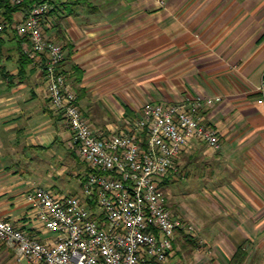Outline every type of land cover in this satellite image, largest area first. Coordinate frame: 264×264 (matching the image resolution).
<instances>
[{"label":"crops","instance_id":"1","mask_svg":"<svg viewBox=\"0 0 264 264\" xmlns=\"http://www.w3.org/2000/svg\"><path fill=\"white\" fill-rule=\"evenodd\" d=\"M52 3L46 32L64 45L61 69L96 128L124 130L148 103L223 97L205 109L222 146L193 140L166 184L170 190L184 181L201 198L195 205L169 198L197 229L178 231L168 264H229L240 245L245 264H264V0ZM26 16L17 10L13 19ZM13 25L0 31V217L47 240L53 235L27 199L34 186H47L16 165L28 148L75 145L64 115L50 105L42 66L26 63ZM0 264H19L16 248L2 241Z\"/></svg>","mask_w":264,"mask_h":264},{"label":"built area","instance_id":"2","mask_svg":"<svg viewBox=\"0 0 264 264\" xmlns=\"http://www.w3.org/2000/svg\"><path fill=\"white\" fill-rule=\"evenodd\" d=\"M25 1L11 0L14 5ZM52 8V0L36 2L13 26L24 53L42 66L50 105L64 115L90 171L81 194L42 186L28 192L32 211L52 233L50 239L41 240L0 217V241L16 248L18 262L31 264H166L178 231L192 236L197 228L171 209L164 182L178 170L193 140L215 151L222 146L221 133L205 109L223 97L148 103L126 120L124 130L96 128L84 116L79 94L61 69L64 45L46 32ZM7 25L0 18V31ZM259 102L264 104V97Z\"/></svg>","mask_w":264,"mask_h":264},{"label":"rangeland","instance_id":"3","mask_svg":"<svg viewBox=\"0 0 264 264\" xmlns=\"http://www.w3.org/2000/svg\"><path fill=\"white\" fill-rule=\"evenodd\" d=\"M71 146V145H68ZM55 148V149H54ZM49 147L47 151H36L37 149H26L23 151V156H21V160L19 164L16 165L21 171H30L34 177H38L42 179V184L47 186L50 189L55 191H62L64 194H81L82 191V177L86 175V165L81 161V158L76 155H73L74 150L69 149V147H65L60 143H56L55 147ZM77 153V150H75ZM30 154V155H29ZM27 155V156H26ZM56 157L57 162L53 161V157ZM29 174V172H25ZM52 177H49L48 174ZM55 177V179H54ZM53 181H55L56 186L53 185ZM52 186V188H51ZM170 190L166 186V192L172 202H183L189 205H195L196 201L200 202L201 198L199 194L194 192L192 194L191 190L187 188V184L184 181H179L178 183L170 184ZM173 191V192H172ZM187 220V219H185ZM188 221V220H187ZM210 256H213V252L210 251ZM206 254V253H204ZM191 256H188V260ZM195 262V261H193ZM192 262V263H193ZM210 264H218L212 263ZM167 264L169 263L166 262ZM19 264H31L27 260L19 262ZM170 264H175L170 262Z\"/></svg>","mask_w":264,"mask_h":264},{"label":"trees","instance_id":"4","mask_svg":"<svg viewBox=\"0 0 264 264\" xmlns=\"http://www.w3.org/2000/svg\"><path fill=\"white\" fill-rule=\"evenodd\" d=\"M39 1H42V0H26L23 4L14 5V4H12L11 0H0V9L3 8V11L0 10L1 11L0 13H2L1 15L4 16L5 21L7 23H9L10 25H12V24H15V21L13 19L14 12H16L17 10H23L26 12V15H28V13L30 12V10L32 9L34 4L36 2H39ZM2 32H3V30H2ZM23 55H24V57L25 56L27 57V59L25 58L26 63L27 62L29 63V61L30 62L32 61V59L26 53H24V51H23ZM75 150H77V148H75ZM75 150H74V152H75ZM76 154H78V152ZM82 162L85 164L84 161H82ZM86 167H87L86 175L83 177V181L86 179L87 174L90 171V169L87 165H86ZM168 179L169 178H167L165 180L164 185L167 184ZM82 185H83V182H82ZM244 246L245 245H240L237 248V251L235 252L234 256L232 257V259H230L229 264H245L247 257H248V252L246 251Z\"/></svg>","mask_w":264,"mask_h":264}]
</instances>
